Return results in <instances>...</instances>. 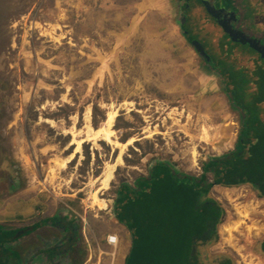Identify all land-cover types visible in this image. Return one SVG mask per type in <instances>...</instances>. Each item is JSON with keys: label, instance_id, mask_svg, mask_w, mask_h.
Returning <instances> with one entry per match:
<instances>
[{"label": "rangeland", "instance_id": "1", "mask_svg": "<svg viewBox=\"0 0 264 264\" xmlns=\"http://www.w3.org/2000/svg\"><path fill=\"white\" fill-rule=\"evenodd\" d=\"M184 1L0 0L3 231L67 217L77 224L75 247L81 250L77 264L85 262L91 252L88 248L93 247L94 262L100 255L101 264H115L117 254L130 246L129 235L119 233L113 214L122 185L135 188L158 163L184 178L200 179L205 174L204 164L232 151L242 132L243 116L223 91L219 76L185 42L179 28ZM224 8L237 15L235 27L264 45V0H235L232 7ZM207 23L197 38L216 67L228 74L236 100L245 104L255 122H250L257 129L253 132L261 134L257 156L264 178V158L260 156H264V63L244 49L251 57L246 75L242 57L236 53L241 48L227 52L225 34ZM108 113L116 115L112 141L119 146L130 138L137 141L123 149L124 164L114 170L108 190L101 192L100 199L107 206L100 210L90 196L99 185L96 181L105 164L114 161L121 147L113 149L102 141L95 146L84 143L76 158L62 169L53 159H68L73 148L68 146L72 137L66 133H86V116L91 129H97ZM195 152L197 158H193ZM212 178L210 173L205 175L209 192L202 199L217 203L222 214L213 246L218 254H206L204 264L226 256L233 264H256L254 232L247 226L257 229L249 222L257 219L255 237L264 238V217L256 216L264 211V203H255L257 194L251 186L222 190L212 184ZM144 190L127 205L133 203V215L121 208L122 204L118 213L133 225L134 236L157 239L151 243V254L173 230L160 219V211H150L159 190L150 184ZM7 212L9 215L1 218ZM47 225L40 232L42 239L33 230L8 245L19 255L20 264H31L37 250L51 249L66 238L57 226ZM109 234L118 236L114 250L103 242ZM3 255L10 257L7 251ZM45 255L47 251L42 255L44 261ZM61 257L62 263L72 260L71 253ZM134 259L130 264H135Z\"/></svg>", "mask_w": 264, "mask_h": 264}, {"label": "trees", "instance_id": "2", "mask_svg": "<svg viewBox=\"0 0 264 264\" xmlns=\"http://www.w3.org/2000/svg\"><path fill=\"white\" fill-rule=\"evenodd\" d=\"M195 16L199 21V25H205L204 22L207 21V24H213L216 29L219 30L220 34L222 36L224 35L222 33V30L217 27L213 23V20L209 18V16L206 14V11L204 10L203 6L201 11L197 12ZM189 26L190 24L185 23L181 27L182 31L188 32L184 36L187 37L186 39L190 42L195 37L191 36L189 32ZM203 28L205 29V27ZM224 36L228 41V46H225L227 52L231 54L235 53L234 47L237 46L242 49H240L236 53L240 54L238 57H242L243 65L245 66L244 73L246 75L248 74V70L245 71V69H247L246 63H248L247 61H249L248 59L250 56L245 51H243L244 49H247L249 52L254 53L258 57V59L264 63V59H261L257 53L253 52L247 47L231 43L227 36ZM200 42L202 41L200 40ZM210 66L211 69L215 72L217 76H219L220 80L222 81V84L224 86L223 91L228 96H230L232 104L236 105V108L239 111H245L246 113L243 115L242 118V132L238 139L237 145H235V149L233 152L228 153L225 156L212 159L203 165V173L205 174H202L201 178L199 179L200 181L197 180V182H192L191 178H184L182 175H178L169 166L158 163L155 164L154 167L151 169L148 178L145 180L138 181L135 188H131L127 184L121 186L120 190L118 191L119 196L116 200L113 214L119 223L125 225L128 228L129 232L131 233V236L133 237V247L130 259L135 258V264H139L142 261H147V263L149 264H192V262H190V260L192 259V254L190 252L193 249V243L191 239L194 234H200V232H202L200 231V223L203 224V221L205 220L206 216L209 217L210 214L216 216V218L219 217V219L222 214L220 207L217 205V203L213 202L212 205H205L204 208L201 209V213L196 216L194 215V211L192 210L194 200H196V203L199 204V202L203 200L202 197L206 195L205 193H203V195H200L198 194V192L200 190H205V192H207L208 190V187H201V185L204 183L206 174L210 173L214 179L215 184L221 186L230 187L246 184H252L254 186L257 185L258 190L261 193L260 195L264 197V178H262L261 175L262 162L257 156L259 153L257 149V141L259 138H261V134L253 132L257 129L251 124H255V122L251 121L253 119L250 116L251 114H249L248 108L245 107V104L236 100L237 92L231 85L232 82L229 79L228 74L224 73L223 71H220V69L216 67L215 62L213 60L210 63ZM229 80L231 83L229 82ZM260 156L261 158H264L262 154ZM182 179H187L189 181H182ZM147 184H150L152 187L157 188V191L159 190V196L158 198L154 199V203L150 211L153 213L160 211V219L163 218V221L167 222L169 227L172 226L173 230L171 237L169 238L168 236L165 243L160 244L158 249L152 250L150 252L151 254H149L150 249H153V245L151 243L156 242L157 239H153L152 237H149L147 235L144 236L142 234L139 236H134L133 225L128 224L127 220H125V218L119 215L118 213L119 204H122L121 208L126 209V212L128 211L130 214L133 215V203H131L129 206L127 205L130 199H138L137 194L145 192L144 186ZM125 193L127 194L126 196L124 195ZM204 200L207 199L205 198ZM51 223L52 225L54 224L59 229H61V231L66 234V238L62 240V245L60 247L55 246L50 250L47 249L46 257L51 259L53 255H57L59 253L65 256L70 253L72 254L73 244H76L77 224L72 221V219L67 220V217H64L62 219L53 217L51 219L45 220V222L43 223L41 221L38 226H44ZM2 228L3 227L0 226V264H20L19 255L15 253L14 250L9 249L8 245L15 243L29 235L33 230L37 229V225L32 228H25L22 230L18 229L13 231H3ZM157 233L159 234L160 231H157ZM214 234L215 239L213 238L211 244H214L218 238L216 230ZM161 235L163 234L161 233ZM166 243L168 244L166 245ZM157 247L158 246H156L155 248ZM258 249L259 253L264 255V241L259 244ZM5 251H7L8 254L10 253V257H5L3 255V252L5 253ZM77 252L78 253H75L74 258H77L78 255H80L81 250H78ZM221 258H223V260L220 259L214 264H233L227 256L226 258ZM130 259L128 260L129 262L127 261L129 264ZM73 261L75 262V260Z\"/></svg>", "mask_w": 264, "mask_h": 264}, {"label": "crops", "instance_id": "3", "mask_svg": "<svg viewBox=\"0 0 264 264\" xmlns=\"http://www.w3.org/2000/svg\"><path fill=\"white\" fill-rule=\"evenodd\" d=\"M185 4H186V2L184 1V4H183V6L181 7V11H179V13H180V16H182V14H183V12L186 14V23H188V24H190V26H189V32H190V34H191V36H193V37H195L194 39L195 40H198L199 42H200V39H198V38H196L197 36H201L202 35V33H203V31H202V29H204L203 28V26L204 25H199V21L197 20V18H196V16H195V14H197V12H199V11H201V9H202V5H201V3L199 2V1H197V0H195V1H189V8H187V9H185ZM205 10V9H204ZM207 14V13H206ZM210 18V17H209ZM206 22H204V24H205ZM213 23H214V21H213ZM215 25H216V23H214ZM217 27H219L218 25H216ZM179 28L182 30V27H181V25L179 24ZM220 28V27H219ZM221 29V28H220ZM222 33H223V31H222ZM182 34H183V31H182ZM224 34V33H223ZM251 35V34H250ZM183 38H184V40H185V42H187L189 45H190V42L185 38V36H184V34H183ZM203 46H204V44H203V42H200ZM191 46V45H190ZM248 48V47H247ZM250 114V113H249ZM249 117V116H248ZM222 190H227V189H225V187H220ZM217 190V189H216ZM229 190V189H228ZM247 191V190H246ZM247 193H249V191L247 192ZM254 198H255V203L257 204L258 203V205H260V204H262V203H264V197H259V196H254ZM253 210H255V207L253 206ZM21 212V211H20ZM253 212V211H252ZM248 213H249V211H248ZM250 214V213H249ZM255 213H251V215L253 216ZM7 215H9V213L7 212V213H3V216L1 217V218H4V216H7ZM257 217H264V211H259L258 213H257V215H256ZM249 217V216H248ZM67 220H68V218H67ZM115 220H116V218H115ZM250 220L251 221H253V222H251V224H256L257 225V229H255L254 227H251V226H247V227H249V228H253V230H252V232H254L253 233V235L252 236H254L253 238H255L254 240H252V242H253V244L255 245V248H254V250H253V259L255 260V261H257V263L256 264H263V262L262 261H264V255L263 254H261V253H259V249H258V246H259V244L261 243V242H263L264 241V238L262 239V240H258L257 239V237H255V236H257V235H255L256 233H257V230H258V227H259V221L257 220V219H255V218H252V219H249V222H250ZM117 221V220H116ZM39 223H41V221L40 222H38V223H36L34 226H36L37 225V229H35L34 231H37V238H39L40 237V239H42L41 237H42V234H40V232H41V230H43L44 229V226H45V228H46V226H48V225H42V226H38L39 225ZM117 223H118V225L120 226V231H119V233L121 234H123V232L125 231L128 235H129V237L127 238L128 239V241H129V243H130V246H129V248H128V250L126 251H120L118 254H117V257H116V262H115V264H126V262L131 258L130 256H131V251H132V247H133V237L131 236V233L129 232V230H128V228L125 226V225H123V224H121V223H119L118 221H117ZM33 226V227H34ZM250 229V230H251ZM256 232V233H255ZM249 233V232H248ZM117 234V233H116ZM250 235V234H249ZM252 238V239H253ZM62 240L57 244V245H55V246H61L62 245ZM217 242H215L214 244H211L210 243V252L211 253H215V254H218V252H216V251H213L214 249H213V246L216 244ZM75 245L77 246V244H73V247H72V260H70L69 259V261L68 260H66V261H64V263H62V257H61V253H59V254H57V255H53V257L51 258V259H49V258H46V255H45V259H46V261L47 262H54V264H74V263H76V260H77V258H74V256H75V253H78L77 251L79 250V248H77V247H75ZM51 247V246H50ZM49 248V247H48ZM54 248V247H53ZM50 250V249H49ZM47 251V249L45 250V249H42V250H37V253H35L34 255H33V260L31 261L32 263L31 264H45L46 263V261H44L43 260V254L45 253ZM59 259V260H58ZM73 260H75V262L73 261ZM68 261V262H67ZM84 262V261H83ZM82 262V263H83ZM52 264V263H51ZM77 264V263H76Z\"/></svg>", "mask_w": 264, "mask_h": 264}, {"label": "bare ground", "instance_id": "4", "mask_svg": "<svg viewBox=\"0 0 264 264\" xmlns=\"http://www.w3.org/2000/svg\"><path fill=\"white\" fill-rule=\"evenodd\" d=\"M115 117H116L115 113H108L106 115L104 121H103V124L99 128L91 129V127L88 125V123H89L88 117L86 116L85 117V120L87 123L86 133L80 132L81 134H76V131L74 132L73 130H71L70 133H68V132L66 133L67 135L72 137V141L70 142V144L68 146H71L73 148L68 159H66V160L65 159L64 160L53 159V163L55 164V166L59 169H62L64 167H66V165L70 159L73 160L74 158H76V156L81 151L82 144H84V143L86 144L87 142H90V143L92 142L95 146L98 141H100V142L102 141V142L112 146L113 149L117 148V147H121V149H120L118 155L116 156V158L114 159V161L112 163H106L105 164L102 175L96 181L99 183V185L95 189V192L92 193L90 196V200L92 201V204L95 207L99 208L100 210L105 209L107 206L104 204L105 202L100 199L101 192L108 190L109 183L113 178L114 170L117 167L122 166L124 164L123 149L127 146H131L134 142L137 141L134 138H130L126 144L121 145V146H119L118 143L112 141V136H113L112 126H113ZM192 155L194 156L193 158H197L196 152L193 153ZM51 172L53 173L55 171L53 169H51ZM245 215H247V214H245Z\"/></svg>", "mask_w": 264, "mask_h": 264}, {"label": "water", "instance_id": "5", "mask_svg": "<svg viewBox=\"0 0 264 264\" xmlns=\"http://www.w3.org/2000/svg\"><path fill=\"white\" fill-rule=\"evenodd\" d=\"M189 1L191 0H185V9L189 8ZM197 1L201 3L207 15L221 28L231 43L248 47L250 50L257 53L261 59H264V45L261 43V40L252 38L249 34H246L238 27L234 26L238 22V17L234 12H229L224 7H217L208 0ZM185 23L186 14L183 12L179 24L182 26ZM187 33V31H183L184 35ZM190 45L195 49L197 54L203 58L208 65H210L212 60L209 54L205 51L204 46L198 40H191ZM244 114H246L245 111H242L241 115L243 116Z\"/></svg>", "mask_w": 264, "mask_h": 264}, {"label": "flooded vegetation", "instance_id": "6", "mask_svg": "<svg viewBox=\"0 0 264 264\" xmlns=\"http://www.w3.org/2000/svg\"><path fill=\"white\" fill-rule=\"evenodd\" d=\"M208 1H210L213 5H215L217 7H226L228 9H229V7L233 6V3H235V0H208ZM240 112L241 111H239V113ZM236 145H237V143H236ZM234 149H235V147L232 149L231 152H233ZM184 180H187V179H182V181H184ZM197 180H199V179H194V180H192V182L193 181L197 182ZM187 181H189V180H187ZM212 184L215 186H219V187H226V186H221V185L215 184L213 178H212ZM187 185H189V184H187ZM246 185L251 186L255 189V193L257 194L256 196L262 197L260 195L261 194L260 191L257 188V185L256 186H254L252 184L251 185L246 184ZM187 187H189V186H187ZM201 187L207 188L208 185L203 183L201 185ZM208 192H209L208 190H207V192H205V190L204 191L200 190L198 192V194L203 195V193L208 194ZM192 197H193V195H192ZM195 203H196V200H194L195 206L192 204L194 206V207L192 206V210L194 211V215L196 216L199 213H201V209L204 208L205 205H208V204L212 205L213 202L203 199L201 202H199V204L198 203L195 204ZM219 220H220L219 217L216 218V216L210 214L209 217L206 216L205 220L203 221V224L200 223V225H201L200 231H202V232H200V234L199 233L194 234L192 239H191V241L193 243V249L190 252L192 254V256H191L192 259L190 260V262H192V264H204V262L206 260L205 255L206 254H209V255L213 254L209 251L207 246L211 243V241L214 238V232L216 230V227L218 225Z\"/></svg>", "mask_w": 264, "mask_h": 264}, {"label": "built area", "instance_id": "7", "mask_svg": "<svg viewBox=\"0 0 264 264\" xmlns=\"http://www.w3.org/2000/svg\"><path fill=\"white\" fill-rule=\"evenodd\" d=\"M105 245L109 248H112L113 250L116 249L117 245H118V236L116 234H109L105 237L104 241ZM91 247V245H89ZM88 246V247H89ZM90 252V254L88 255L87 259L85 260V262L83 264H101L100 263V255H98V258L96 259V262H94L93 258H92V254L95 251V248L93 247V250H90L88 248ZM97 252H100V248L99 245L97 244Z\"/></svg>", "mask_w": 264, "mask_h": 264}]
</instances>
